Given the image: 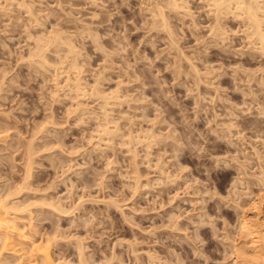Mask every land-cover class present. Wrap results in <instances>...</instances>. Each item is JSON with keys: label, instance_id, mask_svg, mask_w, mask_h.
<instances>
[{"label": "clouds", "instance_id": "obj_1", "mask_svg": "<svg viewBox=\"0 0 264 264\" xmlns=\"http://www.w3.org/2000/svg\"><path fill=\"white\" fill-rule=\"evenodd\" d=\"M0 57V115L30 125L46 113L23 146L19 133L0 141V204L41 220L53 205L70 210L74 229L89 233L64 234L79 253L73 264H122L89 247L111 239L103 215L38 186L45 162L57 187L114 175L133 199L147 193L149 211L172 209L145 232L168 253L153 248L145 261L137 251L136 264H224L242 206L264 192V0H0ZM93 156L107 167L94 169ZM120 199L109 206L126 207Z\"/></svg>", "mask_w": 264, "mask_h": 264}, {"label": "rangeland", "instance_id": "obj_2", "mask_svg": "<svg viewBox=\"0 0 264 264\" xmlns=\"http://www.w3.org/2000/svg\"><path fill=\"white\" fill-rule=\"evenodd\" d=\"M82 3L83 0H77V6H82ZM189 36L190 39L187 43L189 45L195 44V40L191 39V34H189ZM143 38L144 37L142 33H137V35H134L132 37V40L134 43H138L139 41L143 40ZM161 48H163L162 44ZM147 51L149 55H153L151 49H148ZM0 59H3V57H0ZM219 62L220 58L214 53L212 63ZM99 66V64L95 65V67L97 68ZM157 67L159 68L161 66L157 64ZM165 79L166 83H171L170 76L166 75ZM223 83L225 85H229L231 82L229 80H225L223 81ZM113 87H115V85H113ZM21 98L25 99L29 103L37 100L36 94H25ZM41 108H43L42 105ZM64 111H67V109H65ZM51 112L55 114L56 117H58L60 114V107L58 105H53L51 108ZM45 114V111H41L38 114L36 121L31 122L30 125H18L15 121L10 120L6 115H0V123L8 125L7 128L0 129V141H4L5 138L11 139L12 137H16L17 133H19L17 144L23 146L24 144H26V142L31 140L33 135H35L36 123L44 122ZM254 126L255 121L250 120L248 122V127L251 128ZM90 135L91 134L89 133V136ZM81 136H83V133L81 134ZM79 138L80 137L78 136H73L70 138L69 143L74 144L75 141ZM6 148L7 143L0 142V149ZM22 159L23 155L19 152L16 153L17 173H19L21 170L20 161ZM119 159H121V161L123 162V157H120ZM92 166L98 172L107 167L105 163L97 162V157L95 156H93ZM45 167L47 168V171H42V174L38 180V186L40 188L47 190L49 192V195L54 196L57 200L71 196L74 204L76 203V205H83L85 211L95 212L105 217L108 223V231L111 234V239L103 245L97 244L95 240L88 241L89 247L95 248L99 258L102 259L105 255H111L112 252H115L122 258V264H136L135 253L137 251L142 254L141 258L145 261L147 260V256L144 254H146L153 248L162 256L163 254L166 255L168 253L169 250L166 247L149 240L145 236V232L153 227H159L161 225L162 218L172 210L171 208H160L149 211L148 203L144 199V196L147 195V193H142L141 196L133 199L131 193L124 187L121 181L114 177V175L110 179H106L103 177H88L86 178V183L77 184L76 187H72L71 185L61 182L57 187L59 177L56 170L48 166L47 162H45ZM93 183L101 184L104 190L101 191L100 188H93L92 191L89 192V185ZM73 184H75V178H73ZM54 188L55 192L51 191ZM257 192L259 191H256L255 193ZM118 197H121L119 203L122 205L124 203V200L122 199L123 197H126L128 200L127 206L121 207L120 210H117L115 207H110L108 203L113 200H117ZM16 199L18 201H22L23 197L18 196L16 197ZM148 199L150 200L151 196H149ZM166 199L167 198H165V200ZM31 202L46 203V201H39L37 198H33ZM246 205L247 204H245V206ZM173 207H175V205H173ZM50 209L51 211L49 210V208L42 210L41 215L43 216V220H41L35 214L26 211H20V214L11 215H14L19 228H22L24 226L22 229L25 230L27 234L30 233L32 235L31 236L30 234H28L31 236H29L30 238H32L31 240L36 239L37 241H40L42 237H46V235H49L50 233V235H52L53 231L55 230L53 235H56L54 241L56 243L54 244L53 242L52 245L54 247H52L54 256L56 258L58 256L57 259H60V264H73L74 258L78 256V252L76 248L71 246L64 234L71 233L74 239L88 240L89 233L82 229L77 232L74 229L71 223L73 217L70 210H68L69 213L62 212V214L60 212L58 213L57 211H54L53 208ZM153 221H155V225L153 224ZM56 228L58 229L57 231ZM43 239L44 238H42V240ZM120 245H123V247H120ZM130 245H132L131 248H129ZM126 248L129 250L125 251ZM232 253H230V257H224L223 254L221 255V257H223L221 259H223L224 264H230L229 262L233 257ZM5 255H7V253H5Z\"/></svg>", "mask_w": 264, "mask_h": 264}, {"label": "bare ground", "instance_id": "obj_3", "mask_svg": "<svg viewBox=\"0 0 264 264\" xmlns=\"http://www.w3.org/2000/svg\"><path fill=\"white\" fill-rule=\"evenodd\" d=\"M48 202L46 201V203ZM49 204H51V201ZM244 207L242 206L240 216L241 231L237 236L232 250L233 253L231 252L233 257L229 263L264 264V246H262V237H264V192L259 191L255 193L253 198ZM51 208L58 213L68 212V210L57 208L55 205ZM49 210L51 211L50 208ZM20 211L22 212L24 209L22 207H15L11 203L7 205V208L0 204V264H60V259L58 260V256L57 258L54 256L52 249L56 237V235H53L55 230L52 235L50 233L46 237H42L44 238L43 240L42 238L41 240L39 239L40 241L36 239L31 240L32 238L30 237L32 235L30 233L28 234L31 236L28 235L22 229L24 226L20 227V229L14 215H11L20 214ZM229 255L228 257H230Z\"/></svg>", "mask_w": 264, "mask_h": 264}]
</instances>
